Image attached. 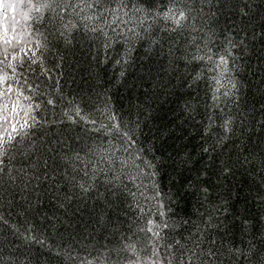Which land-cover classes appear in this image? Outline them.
Listing matches in <instances>:
<instances>
[{"label":"snow or ice","instance_id":"obj_1","mask_svg":"<svg viewBox=\"0 0 264 264\" xmlns=\"http://www.w3.org/2000/svg\"><path fill=\"white\" fill-rule=\"evenodd\" d=\"M156 2L0 0V229L6 225L15 237L11 248L0 241V264H39L34 251L46 254V264H264V232L247 217L240 223L252 236L244 246L225 239L230 228L218 206L199 223L177 215L175 197L156 179L163 163L141 142L139 106L125 112L106 92L65 91L60 45L69 48L77 34L93 40L97 63L102 48L103 62L113 61L124 77L137 42L151 52L161 43L156 32H166L169 53L184 47L187 62L199 65L191 84L210 81L211 107L223 114L219 123L210 114L204 125L202 152L215 163L236 122L243 123L227 111L238 103L235 51L249 39L264 40V0H160L161 9ZM221 18H227L223 29ZM256 19L259 31H249ZM189 162L190 156L181 160ZM230 171L223 166L224 174ZM202 175L189 177L187 186H201L207 200ZM90 200L89 219L78 230L82 220L69 219L70 210L75 205L80 212ZM254 201L264 209V175ZM9 217H22L24 226Z\"/></svg>","mask_w":264,"mask_h":264},{"label":"trees","instance_id":"obj_2","mask_svg":"<svg viewBox=\"0 0 264 264\" xmlns=\"http://www.w3.org/2000/svg\"><path fill=\"white\" fill-rule=\"evenodd\" d=\"M255 2L261 3V0ZM156 8H163L160 0H157ZM261 12H264V4ZM226 19L221 18V29L226 26ZM227 23L232 21L228 19ZM260 24L261 21L256 19L254 25H249V31L253 26L259 31ZM155 27H160V24ZM155 35L161 43L149 52L148 43L137 42L131 54L133 62L126 69L125 76L120 77V69L113 66V61L103 62V49L99 50L101 62L97 63V49L93 40L82 33L77 34L69 48L60 45L67 59L64 65L67 80L65 91L81 94L106 92L113 105L125 112L131 108L135 113L136 106H139V119L144 126L141 142L145 148L152 149L148 153L150 157L154 156L163 163L156 179L166 192L175 197L172 207L177 215L199 223L202 218L207 219L208 211L218 206L221 208L220 218L226 220L230 228L225 239L234 237L238 244L243 241L246 246L252 230L250 227L246 233L243 231L240 223L242 218L247 217L250 225L258 226L264 232V222L257 221V217L264 214V209L258 208L254 201L257 185H260L264 175L261 167L264 161V129L260 127V122H264V40L249 39L245 48L235 51L237 68L233 76L238 83V103L229 105L227 111L240 114L243 123L236 122L232 138L225 149L214 154L216 160L213 163L202 152V146H206L204 125L210 114L214 113L217 123L223 114L211 107V82L201 79L191 84V78L199 71V65L187 62L182 45H176L170 54V40L166 32L157 31ZM185 106L192 109L191 114L185 110ZM215 130L222 134L219 127ZM212 139L214 137L208 138V143ZM189 156L191 162L182 165L181 160ZM225 165L231 169L228 174L222 172ZM187 168L192 170L186 171ZM198 171L206 172L201 179L207 182L209 188L207 200L204 199L201 186H187L188 178L195 179ZM92 204L90 200L87 207L81 205L80 212H76L75 205L70 210L75 213V217L70 215L69 219L82 220L78 230L83 228V222L88 221ZM52 207L54 202L45 204L49 213ZM202 214L205 215L202 217ZM213 216L215 218L214 212ZM9 220L12 224L24 226L22 217H9ZM36 220L39 222L38 217ZM5 229L6 225L0 229V241L11 248L8 241L15 237ZM33 256L39 264H46V254L40 255L34 251Z\"/></svg>","mask_w":264,"mask_h":264}]
</instances>
